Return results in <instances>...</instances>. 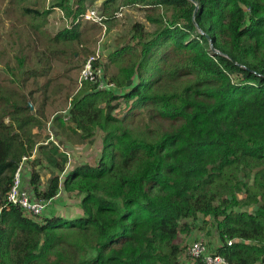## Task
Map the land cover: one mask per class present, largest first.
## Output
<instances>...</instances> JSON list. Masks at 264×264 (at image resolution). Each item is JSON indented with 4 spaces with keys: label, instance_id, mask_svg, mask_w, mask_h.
I'll return each instance as SVG.
<instances>
[{
    "label": "trees",
    "instance_id": "1",
    "mask_svg": "<svg viewBox=\"0 0 264 264\" xmlns=\"http://www.w3.org/2000/svg\"><path fill=\"white\" fill-rule=\"evenodd\" d=\"M41 1L8 5L49 51L31 69L19 51L0 78V264H204L181 261L177 238L187 219L206 217L217 221L213 251L230 264H264V0H103L106 22L134 6L155 29L134 22L130 42L108 54L116 65L108 80L125 92L86 82L68 123L55 116L82 141L100 131L103 146L95 164H72L63 178V189L81 196L82 214L38 220L6 193L46 119L48 94L37 106L34 95L48 81L37 86L38 79L88 29L75 21L86 0H51L70 24L45 34L50 10ZM120 99L126 111L118 118ZM65 162L53 145L49 163L63 172ZM39 182L33 168L34 198L58 194L54 171L43 190Z\"/></svg>",
    "mask_w": 264,
    "mask_h": 264
},
{
    "label": "rangeland",
    "instance_id": "2",
    "mask_svg": "<svg viewBox=\"0 0 264 264\" xmlns=\"http://www.w3.org/2000/svg\"><path fill=\"white\" fill-rule=\"evenodd\" d=\"M50 2L51 0L41 1V4L46 9L50 10L47 16V23L44 27L45 34H54L67 24V20L64 16L65 13L62 12L58 7L50 8ZM102 2L103 0H86L85 7L95 6L99 9L102 8ZM8 5L9 0H0V78L6 75H10L9 71L6 68V63L15 66V57L17 56L19 51L22 52V55L26 54L27 60L29 62H27L25 66L28 69L39 68L37 67V58H43V56L47 55L49 51L45 50L44 42L47 39L43 36V34H41L40 32H33L25 25L24 22H18L14 20L13 17L10 16V9H8ZM121 8H119V10H121L122 15H117V12H119V10L117 12L115 11L114 18L107 21V29L104 34L97 25H93L92 23L90 24L88 22H82V25H84L85 23L88 25V29L84 31L83 40L80 43H72L68 46L66 45L62 49H66L65 52L61 51L58 55L51 59V68L49 73L46 76L38 79L37 86L43 84L46 81H48V83L47 86L43 89L45 93H42L43 90L35 93V100H37L35 102V106H37L44 98L42 97L44 96V94H48L46 95V100H44V112L46 116V119H44V121L50 120L51 127L54 117L56 115H63L64 117H66V112L69 109L71 102L73 101L72 99H75L77 96L83 93L82 89H85L86 91V88H83V86L80 88H78L77 86V76L82 62L86 56L91 53H95L96 50L99 49L100 60L105 73L104 76L105 78L109 79L110 72L115 71L116 65L108 60V54L109 52L113 51V49L119 44L130 42L131 25L134 22H141L145 25L146 30L153 31L155 29V25L146 20L143 9L134 6ZM34 52H36V55H34ZM74 52L78 53H75L74 56ZM76 55L78 56L76 57ZM31 82L32 80L28 79V81L26 82L27 88H30ZM26 87H24V90L28 91ZM34 87L36 88V84H34ZM114 90H116L117 93L125 92L124 89H120L117 87H115ZM123 102L124 101L120 99L117 102L118 105L116 104V108L118 109L114 108V110L112 111V114L115 117H122L124 112L126 111V104ZM40 126L41 124L39 125V127H36L33 130L34 133H37L38 141L35 145V148L28 155L33 156V160L30 163V170L34 168L35 171H38L40 173L39 188L41 187V190L46 187V180L50 176L52 171L60 176V186L62 187L63 177L71 168L72 164H75V162L79 164H95L99 160L103 146L102 133L100 131H97L94 135V151L89 148V145H92V142H89L88 140H83V144L81 145H76L72 148H68L58 145L55 141V138L54 141L49 142L47 145H43L44 148H39V146L42 145V140L48 137V134H44L43 132L40 133ZM52 144H54V146L58 148L60 155L64 154L62 153L60 148L68 152V155H65L66 162L63 172H58L57 168L49 163V157L51 153V148L49 149V147H52ZM39 149L40 154L38 153ZM29 177L30 172L26 171L23 174L24 186L28 184L29 187ZM25 178L26 180L24 181ZM65 192L68 194V199L66 198V202H68L69 204L64 202L59 207V205H57L58 200L55 199L51 204L48 205L47 208L43 210L41 215L50 216L52 215L51 213H54L56 215L58 214L65 217L66 215L63 214L67 212L69 213V215L76 217L82 214V211L79 208L80 196L75 193H68L67 191ZM65 192H63L62 194L65 195ZM40 198L41 197H39L38 199ZM55 206H57L58 210ZM48 209L49 212L47 213ZM41 215L35 217H37L38 220H42V218L44 217ZM187 220L188 222H190L188 230L185 232H180L177 238V242L179 243V245L184 248L182 253L179 255L180 260L183 262L194 260V258L186 256L187 250L194 240L204 241L207 247L213 250H215V248L220 244L217 231V221L215 219H213L212 217H206L205 219L197 218L196 220Z\"/></svg>",
    "mask_w": 264,
    "mask_h": 264
},
{
    "label": "built area",
    "instance_id": "3",
    "mask_svg": "<svg viewBox=\"0 0 264 264\" xmlns=\"http://www.w3.org/2000/svg\"><path fill=\"white\" fill-rule=\"evenodd\" d=\"M117 15H122L121 10L117 12ZM65 18L67 20V26L70 23L69 19L66 16ZM80 20L97 24L103 34L106 32V16L101 13L100 8L98 9L95 6H87L82 14L77 19H75L76 22ZM104 74L105 73L100 60V50L98 49L95 53H91L84 58L77 76V86L78 88H80L84 83L88 82L95 85L98 89H114L115 85L107 78H105ZM66 115V117L61 115L64 121L68 120V110L66 112ZM40 132L48 134V137L42 140V145H47L49 142L54 141V135L52 133L50 120L42 121ZM60 150L62 151V153H64V155H68L67 151L63 150L62 148H60ZM32 160V155H23L21 157L13 174L10 188L6 193V200L8 203L20 206L23 209L24 213L28 214L29 216H40L43 210L48 207L52 199L34 198L30 192V186L26 187L23 185V174L26 171H32L30 170V163L32 162ZM231 243L232 240H229L228 244ZM187 255L191 258H194V260L199 259L204 264H230L223 255L218 254L212 249L208 248L206 243L202 240H194L187 250Z\"/></svg>",
    "mask_w": 264,
    "mask_h": 264
},
{
    "label": "crops",
    "instance_id": "4",
    "mask_svg": "<svg viewBox=\"0 0 264 264\" xmlns=\"http://www.w3.org/2000/svg\"><path fill=\"white\" fill-rule=\"evenodd\" d=\"M56 116H59L61 119L62 116L61 115H56ZM52 130H53V134H54V138H55V141L58 145H61V146H64V147H68V148H72L76 145H81L83 144V141L81 140L80 136H79V133L74 131L73 129H67L66 127H64V125L62 124V122L59 120V119H56L54 117V119L52 120ZM41 133V132H40ZM64 141V142H62ZM89 142H92V145L90 144L89 145V148L92 149V151H94L95 147L93 145V142H94V137H93V140H88ZM54 145V144H52ZM44 148L43 145H40L39 148ZM51 147H49L50 149ZM51 152V151H50ZM40 154V149H39V152ZM63 155V154H62ZM77 163V162H75ZM26 180V178L24 179V181ZM29 180V179H28ZM28 187V184L26 185ZM30 186V185H29ZM41 189V187H40ZM65 192V190L60 187V190L58 192V194L52 198L50 204L53 202V200L57 199L58 200V203L57 205H59V207L64 203L66 202V200L68 199V194L66 193L65 195H63L62 193ZM81 197V196H80ZM67 198V199H66ZM62 199H63V202H62ZM67 204H69L68 202H66ZM56 209L58 210L57 206H55ZM49 212V209L47 210V213ZM80 212V210H79ZM56 215V214H55ZM58 215V214H57ZM63 215H66L64 218H67V219H71L72 215H69V213H65ZM41 216H46V215H41ZM63 217V216H62Z\"/></svg>",
    "mask_w": 264,
    "mask_h": 264
},
{
    "label": "water",
    "instance_id": "5",
    "mask_svg": "<svg viewBox=\"0 0 264 264\" xmlns=\"http://www.w3.org/2000/svg\"><path fill=\"white\" fill-rule=\"evenodd\" d=\"M30 106H31V109H33V107H32V105L30 104Z\"/></svg>",
    "mask_w": 264,
    "mask_h": 264
},
{
    "label": "clouds",
    "instance_id": "6",
    "mask_svg": "<svg viewBox=\"0 0 264 264\" xmlns=\"http://www.w3.org/2000/svg\"><path fill=\"white\" fill-rule=\"evenodd\" d=\"M97 25V24H96ZM98 26V25H97ZM99 27V26H98ZM61 187V186H60Z\"/></svg>",
    "mask_w": 264,
    "mask_h": 264
}]
</instances>
